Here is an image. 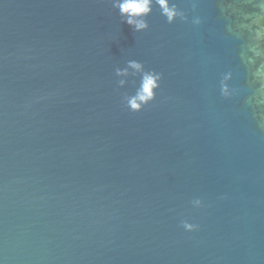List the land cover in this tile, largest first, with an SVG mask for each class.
<instances>
[{
    "label": "water",
    "instance_id": "water-1",
    "mask_svg": "<svg viewBox=\"0 0 264 264\" xmlns=\"http://www.w3.org/2000/svg\"><path fill=\"white\" fill-rule=\"evenodd\" d=\"M173 2L133 33L109 0H0V264H264L262 0ZM131 59L162 73L140 112Z\"/></svg>",
    "mask_w": 264,
    "mask_h": 264
},
{
    "label": "clouds",
    "instance_id": "clouds-1",
    "mask_svg": "<svg viewBox=\"0 0 264 264\" xmlns=\"http://www.w3.org/2000/svg\"><path fill=\"white\" fill-rule=\"evenodd\" d=\"M109 2L114 9L118 10L121 23L127 24L133 33H140L149 28L146 18L152 13L154 7L158 8L160 15L165 18L167 24H173L176 20L185 23L189 22L188 15L173 0H109ZM260 12L264 13V0H262L260 5ZM190 23L199 25L201 24V18L199 16L193 17ZM252 23H254L255 29L254 43L250 48L253 57L250 58V62H253L256 57L259 58L261 64L256 74L264 78V14L256 16ZM115 74L118 77L131 76L134 78L130 81L135 86L134 94L123 97L124 107L131 112L142 111L145 106L155 99L162 80V73L146 69L142 62L135 59L128 60L124 69L117 68ZM231 79V72L224 75L220 87L222 96H230L231 90L227 81ZM125 83L124 79H120L118 87H123ZM193 204L198 206L200 201L195 200ZM180 227L187 232L199 230L198 224L190 223L188 220H182Z\"/></svg>",
    "mask_w": 264,
    "mask_h": 264
}]
</instances>
